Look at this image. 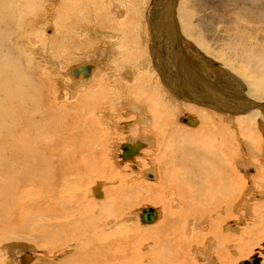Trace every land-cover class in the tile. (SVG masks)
Returning a JSON list of instances; mask_svg holds the SVG:
<instances>
[{
	"label": "bare ground",
	"instance_id": "6f19581e",
	"mask_svg": "<svg viewBox=\"0 0 264 264\" xmlns=\"http://www.w3.org/2000/svg\"><path fill=\"white\" fill-rule=\"evenodd\" d=\"M166 1V13L150 10L151 36H140L149 47L140 49L120 6L103 12L116 0H0V264H196L202 249L186 250L187 233L205 231L217 264H232L227 245L242 257L264 239V0L213 2L223 16L210 38L193 0ZM84 12L94 16L73 23ZM199 55L223 65L213 69L218 78L188 72ZM112 93L130 98L121 106L143 124L116 123L128 140L113 157L99 130L111 124L114 112L101 108ZM142 151L155 156L145 169ZM115 156L138 171L116 173ZM245 168L256 176L248 181ZM107 175L108 189L93 183ZM138 204L159 206L150 208L156 219L142 222L148 206L132 211ZM243 210L254 223L223 234L231 228L223 220ZM27 242L42 253L28 256ZM257 256L264 264L260 252L245 264Z\"/></svg>",
	"mask_w": 264,
	"mask_h": 264
},
{
	"label": "rangeland",
	"instance_id": "374dc122",
	"mask_svg": "<svg viewBox=\"0 0 264 264\" xmlns=\"http://www.w3.org/2000/svg\"><path fill=\"white\" fill-rule=\"evenodd\" d=\"M217 2V4L219 3V0H193V1H191V3L195 6L194 7V13H195V22L196 23H198V24H201V27H203V28H207L208 29V31H205V34H206V38H207V36L210 38L211 37V35L214 37V32H215V27H216V22H217V20L220 18V17H222L223 16V12L221 11V8L220 7H218V6H216V5H213V2ZM134 2H136V4L135 5H133L132 6V3L131 4H129L128 5V2L127 1H121V0H116V2L114 3V2H108V3H104V5H106V10L105 11H103L104 13H106V17L109 15V13L110 12H114L115 11V9L116 8H118L119 6V8H120V10H122L124 13H126L127 15H128V18H127V22L126 23H128V28L130 29V30H132V32H133V37H134V39H136V42H138L139 43V48L140 49H142V46L143 47H149V45L148 44H145L143 41V38L142 37H140L141 35H143V33L144 32H146V34H147V36H148V34H149V36H151V34L149 33L150 32V30H151V28H153L152 26V24L153 23H151V17L152 16H154V13L153 14H149V12H150V10L153 8V6L154 7H156V9L158 8H160L161 6H162V8H163V10H162V8H161V10L162 11H164L165 13H166V7H165V5L167 4L166 2V0H138V1H134ZM156 2H157V4H156ZM163 2V3H162ZM212 2V3H211ZM165 3V4H164ZM158 4L159 5H161V6H159L158 7ZM164 4V5H163ZM157 5V6H156ZM219 5V4H218ZM51 8V6L49 7V9ZM156 9H153V11L154 10H156ZM157 9V10H158ZM46 12V11H45ZM43 15H45V13H43ZM230 15V14H229ZM77 16H78V14L77 15H75L74 14V18H73V23L75 22L76 23V25L77 24H79V21H80V18L83 16V17H85V16H87V17H93L94 15L93 14H91V13H87V12H84L83 13V15H79L78 16V18H77ZM159 17V16H158ZM156 15H155V18L157 19L158 18ZM49 17H47V19H48ZM45 19L44 21H46V25L47 26H51V20L50 19ZM210 20V21H209ZM44 21L42 22V23H44ZM95 24H97V23H95ZM94 24V25H95ZM209 24H211L210 26H209ZM73 26H74V24H73ZM96 27H97V25H96ZM101 30H103L104 29V26H102V28H100ZM150 29V30H149ZM47 32V31H46ZM82 32H84V30H82ZM48 33H51V30H48ZM47 33V34H48ZM89 33V32H88ZM66 34L68 35V37H72V36H74V39L72 40V44H75L76 42L77 43H80V42H78L77 41V39H76V35L75 34H73V33H71V32H69V31H66ZM81 38H83V37H81ZM150 38V37H149ZM173 38V36H170V38H169V40L171 41V39ZM213 39V38H212ZM184 41V40H183ZM215 42V41H214ZM82 43L84 44L85 43V41L84 40H82ZM100 43H102L101 41H99V40H97L96 39V43H92L94 46H96V44H100ZM108 44H113L114 45V43L113 42H108ZM106 45V47H108V45L107 44H105ZM89 49H92V45H89V46H87ZM118 47V46H117ZM109 48H110V45H109ZM120 50V52L122 51V49H123V47L122 46H120V47H118V48H116V51H112V56H113V59H115V57H116V55H119L120 53H119V50ZM200 56V57H199ZM198 56V59H197V63L195 62V61H192V63L194 64L193 66H194V68H193V66L189 69V73L191 74L192 72V74L191 75H197V72H203L204 71V74L203 75H205L206 77H208L209 75V79L211 80L212 78L213 79H215L216 77H212L211 78V75L213 76V74H214V71H213V69L214 68H217V69H219V67L220 66H223L221 63H219V62H217V61H215V60H213V59H211L210 57H204V56H201V55H199ZM207 58V59H206ZM201 61H200V60ZM76 60V59H75ZM207 60H208V62H207ZM204 61H206V62H204ZM78 61H74V62H72V63H69V64H67V65H65L64 66V68L67 66H70V65H73V63L75 64V63H77ZM186 62H187V59H186ZM185 62V63H186ZM189 62H191L190 60H189ZM143 63V62H142ZM186 64H188V63H186ZM132 65V64H131ZM203 65V66H202ZM102 67L104 68V69H109V66H108V63H106V62H104V64H102ZM107 67V68H106ZM54 68V66L52 67V69ZM121 68V67H120ZM139 68V67H138ZM137 68V69H138ZM195 69V70H194ZM202 69H204V70H202ZM224 69V68H223ZM194 70V71H193ZM224 70H226V69H224ZM182 71H184V69H182ZM197 71V72H196ZM99 73H103L101 70H96V72H95V75H98ZM208 73H209V75H208ZM57 75V73L56 72H54V77ZM202 75V76H203ZM230 75V76H229ZM214 76H215V74H214ZM225 76H227V79H231L232 81H233V83L235 84V86H234V84H231L232 82H230L229 81V83H230V86L231 87H234L235 89H240L241 87V85H239L238 83H237V81H234L235 79V77L233 78V76L231 75V74H227V75H225ZM230 77V78H229ZM218 78V77H217ZM59 79V78H58ZM61 79V78H60ZM212 79V80H213ZM226 79V78H225ZM108 81H110L109 79H108ZM194 81H197V79H195ZM72 81H71V78H70V76L69 75H67L66 76V79H65V83H64V85L66 84V86H70L69 84L71 83ZM239 85V86H238ZM195 86V85H194ZM196 88H200L199 86H198V84H196ZM196 91H198V89H196ZM112 95H113V97H115V99L114 100H112V101H106V103H105V105H106V107H108L107 109H103V108H101V111L103 110V113H111V112H114V114H112L113 115V118L112 117H110V119L109 120H107L109 123H111L110 124V126L108 125V124H106L105 125V127H103V128H99V130L105 135L104 137V140H106L107 142H106V144L104 143V145H106V150L109 152V154L110 155H112V157L115 155L114 154V150L116 151V152H118V147H116L117 145H118V143L120 142V141H123V142H121V143H124V142H126L128 139H123L122 137H124L123 135H125L124 134V131H126L125 129H126V127H121L120 128V126H118L117 125V127H116V123L117 122H123V121H125V120H128V122L130 121V123L131 124H133L132 123V121L134 122V121H136L137 122V124L134 122V125L136 126V128L137 127H141V126H143V124H141V122H140V119H141V117H142V115L141 114H135L136 112L135 111H129V108H127L126 106H121L122 104H121V102L123 103L124 101H132L130 98H128L126 95H124V94H120V95H116L115 93H112ZM61 99V98H60ZM63 100H64V98H62ZM74 98L72 97V98H70V100H73ZM58 101H60L59 99H58ZM120 101V102H119ZM61 103V102H60ZM59 104V103H58ZM135 105H137V104H135ZM138 107H140V108H143V106H141V105H137ZM111 107V108H110ZM109 109V110H108ZM112 109H114V110H112ZM124 109V110H123ZM111 111V112H110ZM122 111V112H121ZM123 112L124 113H126L127 114V116L129 117V115H131V117L130 118H128L127 116H126V114H123ZM117 113V114H116ZM121 113V114H120ZM129 113V114H128ZM185 113L187 114H189V115H192V114H190L189 112H187V111H185ZM138 116V117H137ZM193 116V115H192ZM126 119H125V118ZM136 117H137V119H136ZM140 117V118H139ZM124 118V119H123ZM138 118H139V120H138ZM191 118V117H190ZM194 118V117H193ZM192 119V118H191ZM112 120V121H111ZM194 121H196L195 119H193ZM111 121V122H110ZM175 121H176V124L178 123V125L179 126H181V127H183L184 125H186V126H188L186 123H184V122H182V121H178V120H176L175 119ZM113 124V125H112ZM120 125L122 126V124L120 123ZM107 126H108V131H107ZM177 126V125H176ZM189 127V126H188ZM138 129V128H137ZM137 129H134V130H137ZM130 130V131H129ZM127 132H128V134H133V132H131L133 129H129ZM109 134H108V133ZM127 134V135H128ZM142 134V135H141ZM107 135V136H106ZM110 137H109V136ZM117 135V136H116ZM144 135H147V134H145V133H140V134H136V136H144ZM119 136V137H118ZM108 139H107V138ZM112 137V138H111ZM117 137V138H116ZM150 138V137H149ZM131 139V138H130ZM96 140H98L99 141V138L98 139H96ZM113 140V141H112ZM118 141V142H117ZM113 143V144H112ZM117 144V145H116ZM112 145V146H111ZM115 145V146H114ZM111 146V147H110ZM110 147V148H109ZM114 149V150H112V149ZM110 149H111V151H110ZM142 153H144L142 156H140L138 159V161H140V164H141V166H139V165H137V166H139V167H141V168H146V167H149V165H150V163L152 164V163H155L154 162V158H155V156H154V154L152 153V152H144V151H142ZM258 153V152H257ZM144 156V157H143ZM115 158V166H116V168H117V170H115L116 171V173H120L121 174V172H123V173H127V174H129V173H134L136 170L138 171V169H133L132 168V165L129 163V164H127V163H125V164H123V163H121L120 162V160H117V156H115L114 157ZM119 159V158H118ZM253 160L254 159H258L256 162H261V161H259L260 160V158H259V156L258 155H256V157H255V155H253V158H252ZM142 160V161H141ZM151 160V161H150ZM117 161V162H116ZM121 164H123V166L121 165ZM121 165V166H120ZM124 165H126V167H128V168H126ZM131 165V166H130ZM151 166V165H150ZM257 166H259V164L257 165ZM126 169H124V168ZM250 167H252V166H250ZM250 167H248V168H250ZM124 170H123V169ZM248 168H245L246 170H248L247 172L248 173H246L245 174V176H247L248 177V175L249 174H251V175H249V177H248V181L250 180V179H252V175H255L256 176V174L254 173V169L253 170H249ZM128 169V170H127ZM261 169V168H260ZM259 170V169H258ZM129 171V172H128ZM133 171V172H132ZM136 173V172H135ZM254 173V174H253ZM143 177H142V179H143V181H145V179H146V181H147V179L149 180V178L146 176V175H142ZM103 177H106V176H101V177H97L98 179H95V181L93 182L94 184H97V183H99V182H104V184H105V187L108 189L109 187H111V186H108V185H112L111 183H109L111 180H109L110 179V176L109 175H107V177L106 178H103ZM109 177V178H108ZM100 178V179H99ZM108 178V179H107ZM255 179H257V177L255 178ZM92 183V184H93ZM91 184V185H92ZM147 204H138L137 206L136 205H134L133 206V208L131 209L132 211L133 210H137V209H139V208H143L144 206H146ZM148 206V205H147ZM136 207V208H135ZM145 208H147V207H145ZM148 208H153V209H158L159 208V206H148ZM253 210H251V212H250V214H248V216H246L245 215V210H243V211H241L240 212V214H237V212H232L227 218H225L226 219V221H225V219L223 220V224H224V226H226V224H229V225H231V228H228V229H226L225 227V229L224 228H222V230H221V232L223 233V234H227V235H231V234H234V236H235V234H238L239 233V231H235L232 227H236L237 226V228L239 229V228H242V227H245V226H247V223H254V221H255V217L256 216H254L255 214H254V212H252ZM232 215V216H231ZM231 216V217H230ZM248 220V221H247ZM238 221H241V223H239V224H236L235 222H238ZM232 222H233V224H234V226H233V224H232ZM246 222V223H245ZM243 223V224H242ZM246 224V225H245ZM202 229H204V227L202 228ZM224 231V232H223ZM228 231V232H227ZM233 231V232H232ZM192 232H193V230H192ZM206 232V231H205ZM205 232H203V233H205ZM226 232V233H225ZM203 233H201V234H203ZM187 234H190L189 236H190V238L188 237V235H186V237H188L189 238V247H187V249L186 250H188V252H189V248H192L193 247V245H195V244H198V245H200V248L202 249L199 253H201L202 254V256H201V254H197V257H196V255H194L195 256V258H196V264H217V263H219L218 261H216V256H217V253H215V249L213 250L212 248L210 249V245H211V243L210 242H212V240H211V236H209L208 234H206V235H204V237L203 236H196V235H194V232H193V234L190 232H188ZM208 235V236H207ZM193 236H195V237H193ZM200 239H199V238ZM235 237H237V235L235 236ZM193 238H194V240H193ZM202 239H203V241H202ZM192 240V241H191ZM211 240V241H210ZM263 240L264 239H261L260 241L258 240V241H256L253 245H251L250 247H249V249L243 254V256L242 257H240V255H238L237 253H236V251H235V248H233L231 245V243H230V246L229 245H227V247H225V249L227 250V252H228V255L231 257V258H233L232 260V264L234 263V264H245V262L246 261H248V262H250L251 261V259L254 257V256H256L257 254H258V252H260V256L261 257H264V254H263V252H261L262 250L264 251V246L262 245L261 246V243L263 242ZM200 241V242H199ZM207 241V242H206ZM200 243H202V244H200ZM213 243V242H212ZM27 244V246H29V247H26V246H24L25 247V249L26 248H29L27 251H28V256L30 255L31 257H36V255L38 254V253H42V252H39V250L37 251V249H38V247H31V244L30 243H26ZM25 244V245H26ZM205 244H210L209 245V248L207 249V246L205 245ZM203 246H205V247H203ZM228 246H229V249H228ZM30 248H31V251H30ZM204 248H206V249H204ZM36 249V250H35ZM210 249V250H209ZM207 251V252H206ZM17 253V252H16ZM15 253V254H16ZM205 254H207L206 256H205ZM210 254H212L213 255V258H212V255H210ZM231 254V255H230ZM216 255V256H215ZM16 256H17V254H16ZM194 256H193V258H194ZM200 256V257H199ZM206 257L205 258V260L207 261H205L204 260V257ZM199 257V258H198ZM203 257V258H202ZM208 257V258H207ZM210 257V258H209ZM200 258L201 259H203V261L202 260H200ZM200 262H198V261ZM29 261V260H28ZM210 261V262H209ZM206 262V263H205ZM209 262V263H208Z\"/></svg>",
	"mask_w": 264,
	"mask_h": 264
},
{
	"label": "water",
	"instance_id": "95a60500",
	"mask_svg": "<svg viewBox=\"0 0 264 264\" xmlns=\"http://www.w3.org/2000/svg\"><path fill=\"white\" fill-rule=\"evenodd\" d=\"M140 219L142 222H152L156 219V212L150 208H146L140 214ZM259 259H260V257H258V256L255 257V259L253 260V263L258 264Z\"/></svg>",
	"mask_w": 264,
	"mask_h": 264
}]
</instances>
